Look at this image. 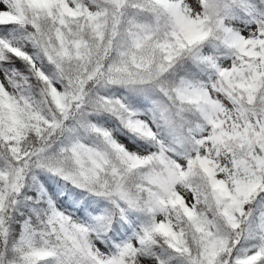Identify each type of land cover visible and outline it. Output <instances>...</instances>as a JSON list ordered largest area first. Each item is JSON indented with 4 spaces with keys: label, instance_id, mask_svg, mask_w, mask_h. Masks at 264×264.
<instances>
[{
    "label": "snow or ice",
    "instance_id": "1",
    "mask_svg": "<svg viewBox=\"0 0 264 264\" xmlns=\"http://www.w3.org/2000/svg\"><path fill=\"white\" fill-rule=\"evenodd\" d=\"M0 264H264V0H0Z\"/></svg>",
    "mask_w": 264,
    "mask_h": 264
}]
</instances>
